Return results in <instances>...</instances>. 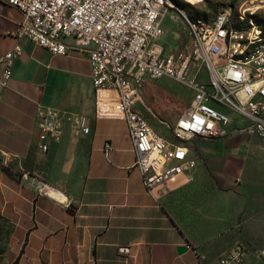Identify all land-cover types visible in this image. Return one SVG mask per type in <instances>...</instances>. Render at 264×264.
<instances>
[{
    "label": "crops",
    "instance_id": "0c3cea01",
    "mask_svg": "<svg viewBox=\"0 0 264 264\" xmlns=\"http://www.w3.org/2000/svg\"><path fill=\"white\" fill-rule=\"evenodd\" d=\"M22 21L0 3V58L17 44L24 51L0 88V264H214L237 243L264 250V140L251 121L197 140L195 181L157 203L125 121L98 103L88 54L53 55L20 39ZM39 105L60 113L62 137L48 153L38 149Z\"/></svg>",
    "mask_w": 264,
    "mask_h": 264
},
{
    "label": "built area",
    "instance_id": "2783aa9c",
    "mask_svg": "<svg viewBox=\"0 0 264 264\" xmlns=\"http://www.w3.org/2000/svg\"><path fill=\"white\" fill-rule=\"evenodd\" d=\"M0 3L22 12L18 38H27L53 55L88 54L98 103L125 121L136 153L134 167L155 202L167 197L177 182L195 181L197 140L227 137L228 126L238 119L251 121L252 132L264 140V31L255 21L254 8L240 10L237 16L228 8L208 22L194 20L175 6V0ZM168 12L178 14L190 32L189 46L179 53L167 52L157 40L161 18ZM236 22L244 28L234 27ZM69 39L75 45L68 47ZM23 52L17 44L0 58V88L7 86ZM165 77L189 86L194 97L174 124L160 119L165 129L158 130L138 106L139 89L149 79ZM69 120L76 130L87 132L83 118ZM36 126L38 149L48 153L62 137L59 111L39 105ZM112 149L107 142L105 151ZM248 255V246L237 243L214 264H245Z\"/></svg>",
    "mask_w": 264,
    "mask_h": 264
},
{
    "label": "rangeland",
    "instance_id": "374dc122",
    "mask_svg": "<svg viewBox=\"0 0 264 264\" xmlns=\"http://www.w3.org/2000/svg\"><path fill=\"white\" fill-rule=\"evenodd\" d=\"M175 1V6L183 8L194 20L201 19L208 22H212L220 12L228 8H233L235 16L240 10L254 8L257 11L255 21L264 31V0H202L196 4L186 0ZM234 27L244 28L237 22ZM157 40L169 53L182 52L191 42L190 32L183 19L174 12H168L161 18ZM139 95L138 106L147 120L156 129L164 130L165 125L160 119L174 124L179 115L190 105L194 92L189 86L165 77L145 81L139 89ZM222 110L229 113L226 108ZM193 147L196 148L195 145ZM249 253H253V264H264V250L259 251L250 246Z\"/></svg>",
    "mask_w": 264,
    "mask_h": 264
},
{
    "label": "water",
    "instance_id": "95a60500",
    "mask_svg": "<svg viewBox=\"0 0 264 264\" xmlns=\"http://www.w3.org/2000/svg\"><path fill=\"white\" fill-rule=\"evenodd\" d=\"M2 162V159L0 158V163ZM186 251V248H179V253H183Z\"/></svg>",
    "mask_w": 264,
    "mask_h": 264
}]
</instances>
